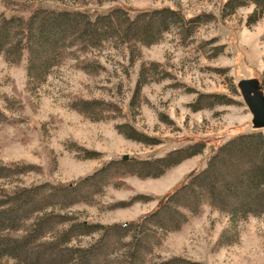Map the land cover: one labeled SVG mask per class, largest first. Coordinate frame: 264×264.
Segmentation results:
<instances>
[{"label": "rangeland", "instance_id": "rangeland-1", "mask_svg": "<svg viewBox=\"0 0 264 264\" xmlns=\"http://www.w3.org/2000/svg\"><path fill=\"white\" fill-rule=\"evenodd\" d=\"M226 1L0 0L6 16H27L39 5L92 16L114 7L125 8L131 16L161 7L178 10L185 18L200 16L195 23L172 26L157 42L133 49L132 58L123 44L107 42L75 52L43 78L28 77L26 54L16 63L0 55V164L27 167L15 176L0 177V191L40 184L57 191L71 187L69 196L55 191L46 203H56L54 213L67 216L66 223L123 224L155 210L230 137L264 133V128L252 127L237 87L240 79L255 77L264 91V11L249 23L252 2L231 11L224 7ZM141 64L145 75L137 89ZM199 97H220L213 99L227 103L195 109ZM82 101H92L88 113L77 109ZM196 142L205 144L201 153L160 176L117 170L124 155L128 163L153 160ZM101 168V174L92 176ZM74 198L78 202L58 209L60 199ZM154 229L145 264L171 257L202 264H264V215L231 223L203 205L177 230ZM98 237L99 232L79 235L70 244L86 247ZM0 264L13 260L5 258Z\"/></svg>", "mask_w": 264, "mask_h": 264}, {"label": "trees", "instance_id": "trees-1", "mask_svg": "<svg viewBox=\"0 0 264 264\" xmlns=\"http://www.w3.org/2000/svg\"><path fill=\"white\" fill-rule=\"evenodd\" d=\"M250 2L254 8L248 21L253 23L264 11V0H227L224 7L233 11ZM199 18H185L180 11L169 7L141 10L133 16L123 7L94 16L84 10L42 5L32 7L27 16H6L0 12V55L16 63L26 54L28 77L43 78L52 67L75 52L97 49L107 42L123 44L132 58L133 49L157 42L176 24L195 23ZM144 75L145 65L141 64L137 89ZM213 98L220 97H199L193 103L195 109L227 103ZM201 101L208 103L198 105ZM91 103L82 101L77 109L88 113ZM204 147L203 142H196L153 160L128 163L123 159L117 170L157 177L182 160L201 153ZM111 164L114 163H108ZM132 165L145 171L129 169ZM26 168L0 164V177L15 176ZM104 168L92 176L101 174ZM55 191L69 196L72 188L65 186L57 191L40 184L0 191V262L6 258L13 260V264H145L144 253L155 239L154 227L177 230L189 214L196 215L203 205L226 215L231 223L264 215V133L241 132L230 137L207 158L204 168L191 173L186 181L163 197L155 210L136 221L109 225L84 220L66 223L67 216L54 213L56 203L46 204L55 196ZM59 196L64 198L63 194ZM80 200L87 201V198L80 197ZM58 202L62 203L58 205L61 209L78 199ZM55 226L60 227L55 229ZM92 232H99V237L90 245L70 244L76 236ZM116 251L119 253L115 254ZM157 264L202 263L171 257Z\"/></svg>", "mask_w": 264, "mask_h": 264}, {"label": "water", "instance_id": "water-1", "mask_svg": "<svg viewBox=\"0 0 264 264\" xmlns=\"http://www.w3.org/2000/svg\"><path fill=\"white\" fill-rule=\"evenodd\" d=\"M237 87L251 114L252 127L264 128V91L260 81L255 77L240 79ZM123 158H127L126 155Z\"/></svg>", "mask_w": 264, "mask_h": 264}]
</instances>
